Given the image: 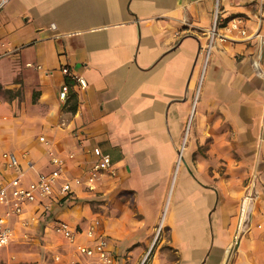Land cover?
I'll list each match as a JSON object with an SVG mask.
<instances>
[{
	"label": "crops",
	"instance_id": "obj_1",
	"mask_svg": "<svg viewBox=\"0 0 264 264\" xmlns=\"http://www.w3.org/2000/svg\"><path fill=\"white\" fill-rule=\"evenodd\" d=\"M214 5L9 0L0 9V86L11 96L0 103V182L14 175L4 152L16 155L24 186L55 168L52 155L63 161L55 193L18 213L6 215L7 187L0 218L13 235L0 264H95L78 248L99 238L114 264H139L150 248V264H264V78L253 66L264 72V0H219V31L241 20L246 33L214 40L206 62ZM96 146L110 170L94 190L73 183L72 199L62 196L65 180L86 181ZM252 174L257 195L228 260ZM60 221L73 241L54 230Z\"/></svg>",
	"mask_w": 264,
	"mask_h": 264
},
{
	"label": "built area",
	"instance_id": "obj_2",
	"mask_svg": "<svg viewBox=\"0 0 264 264\" xmlns=\"http://www.w3.org/2000/svg\"><path fill=\"white\" fill-rule=\"evenodd\" d=\"M8 2L9 0H0V9H2L3 6ZM213 11H214V20L208 31V40H207L208 45L205 50L204 61L206 62L211 47L213 46L214 40L218 39L220 41H224V39H226L228 36L227 33H230L233 30H237L239 33L243 35L246 33L245 28L239 26L241 20H232V23L230 25L225 26L226 32L221 33L217 26V18L219 14V0H215ZM27 65H30V63H27ZM253 66L258 72L261 73V75L264 78V72L261 69H259L258 62L253 61ZM62 71L67 74L69 73V68L63 67ZM74 79L75 81L78 82L80 87L84 88L87 86V81H85L83 77L75 76ZM263 92H264V85H263ZM66 96H67V87L63 86V88L59 93V98H66ZM39 140L44 144L48 142L47 139H45V137L43 136H40ZM93 155L95 156V160L92 162V165L88 171L87 178L85 179L86 181H83L79 178H75L73 179V181L65 180L60 184L58 189L59 193L62 196L66 195L67 193H70L73 183L78 185L80 183H85V186L88 188V190L90 191L94 190L97 181L100 178V175L104 171L110 170V168L112 167V162L108 154L103 153L100 147L96 146L93 149ZM2 156L4 159V165L14 172V175L10 179L9 184H4L3 182H0V203L9 202L10 198H8L7 187L11 185L14 188L13 198H15V202L7 208L6 215L20 212L21 209L20 204L23 202H31L36 200L38 197H48L55 193L56 191L55 186L58 183V178L60 177L63 168V161L58 156L52 155L50 158V162L52 164H55V168L53 170H51L47 174H40L37 178L33 179L27 186L22 185V183L20 182V179L23 174L19 168L16 155L4 152ZM27 164L30 165L29 162H27ZM255 185H256V175L252 174V177L249 179L248 184L245 187L244 190L245 195L243 196V199L240 204L241 209L238 216V222H237L238 225L232 235V238L230 240L231 241L230 245L226 250L228 260L231 259V256L237 252L238 246L240 244V239L248 227V224H246L247 214L249 209L248 207L257 195V191H255ZM95 224H98V222L95 221ZM54 230L61 233L69 241H73L74 231L73 229H71V227L66 221L58 222L55 225ZM93 234H94V229L93 226H91L87 231V235L93 236ZM12 235H13V231L11 227L4 222L3 218H0V246L7 244L10 241ZM78 250L81 255L83 254L88 257L96 256L97 262L95 264L115 263L113 257L109 254L108 245L106 243L105 238H99L94 248H90L88 246L82 245L79 246ZM150 251L151 248L143 256V258L141 259L142 261L139 264H150L148 260ZM76 264H90V263L77 262Z\"/></svg>",
	"mask_w": 264,
	"mask_h": 264
},
{
	"label": "rangeland",
	"instance_id": "obj_3",
	"mask_svg": "<svg viewBox=\"0 0 264 264\" xmlns=\"http://www.w3.org/2000/svg\"><path fill=\"white\" fill-rule=\"evenodd\" d=\"M1 65L2 64H0V69H1ZM1 74L3 73V72H0ZM8 90L7 89H4V88H2V87H0V103H3V101H5L6 99H8L9 97H11L10 96V94H8ZM188 129H189V127L187 128V134H188ZM6 140L7 139H4V140H0V150H2V149H4L5 148V142H6ZM65 204V203H64ZM63 204V205H64ZM27 239H29V236L28 237H26ZM154 244H156V242L154 243ZM157 245V244H156ZM156 245H155V247H154V250H155V248H156ZM54 259V258H53ZM11 261H12V263L11 264H32V262H30L29 260H16L15 258H11Z\"/></svg>",
	"mask_w": 264,
	"mask_h": 264
},
{
	"label": "trees",
	"instance_id": "obj_4",
	"mask_svg": "<svg viewBox=\"0 0 264 264\" xmlns=\"http://www.w3.org/2000/svg\"><path fill=\"white\" fill-rule=\"evenodd\" d=\"M68 98H69V100H68L69 109L74 110V108H75V98H74V95L71 94V95H69ZM64 197H69L70 199H72L71 193H67Z\"/></svg>",
	"mask_w": 264,
	"mask_h": 264
}]
</instances>
